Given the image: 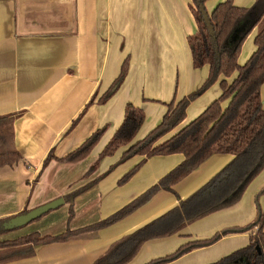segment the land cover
<instances>
[{
  "label": "crops",
  "instance_id": "1",
  "mask_svg": "<svg viewBox=\"0 0 264 264\" xmlns=\"http://www.w3.org/2000/svg\"><path fill=\"white\" fill-rule=\"evenodd\" d=\"M225 1L206 2L207 13L211 16ZM256 2L235 0L234 5L250 9ZM191 6L193 0H0V119L14 117L16 150L23 156L19 164L0 169V221L75 194L72 220L70 203H63L38 222L5 236L14 234L17 239L37 233L56 237L89 228L156 186L185 160L182 154L147 159L144 166L157 161L156 168L143 166L128 183L118 185L133 171L132 165L124 166L133 158L119 165L124 153L154 131L168 111L166 107L153 109L151 100L156 97L141 96L149 83L140 78L164 76L171 71L174 74L192 65L188 37L197 32V23ZM255 30L252 47L242 46L240 65L256 52ZM127 58L130 71L126 80L116 95L101 105L100 99L120 76ZM193 72L202 74L198 89L210 74V66H193ZM217 96H210L206 104L194 109L191 117L157 145L173 138L203 114ZM206 98L207 95L192 106ZM261 98L264 107V86ZM129 103L145 110V124L130 145L122 147L115 156L100 160L101 152L121 127ZM228 104L229 101L224 102L223 109ZM104 126L108 129L88 158L71 164L58 161L71 155ZM51 155L56 159L43 169ZM135 158L140 164L145 156ZM233 158L229 154L213 155L176 184L173 193L159 191L147 205L121 222L73 236L67 242L39 245L34 247L33 256L5 264H94L114 242L174 209ZM260 187L264 188V171L249 186L251 191ZM244 206L245 201L241 200L175 236L148 241L129 264H147L177 247L210 240L223 230L248 226L256 214L252 211L243 216ZM244 233L228 234L218 243L195 249L171 264H215L250 244L252 231Z\"/></svg>",
  "mask_w": 264,
  "mask_h": 264
},
{
  "label": "trees",
  "instance_id": "2",
  "mask_svg": "<svg viewBox=\"0 0 264 264\" xmlns=\"http://www.w3.org/2000/svg\"><path fill=\"white\" fill-rule=\"evenodd\" d=\"M208 1L210 0H193L191 11L197 23V32L188 37L192 66L195 69L210 66L207 83L203 89L189 95L183 101L177 104L173 101L167 105L168 111L163 117V122L144 140L131 146L124 153L119 164L139 155L145 156V159L133 171L126 174L118 185L123 186L128 183L140 171L147 159L182 154L185 160L162 178L156 186L140 195L122 210L89 228L75 232L68 231L56 237L41 238L40 234L35 233L15 240L0 241V264L31 257L34 255V247L39 245L67 242L73 236L103 230L121 222L147 205L159 191L173 193L176 184L190 176L213 155L229 154L234 158L203 187L187 199L181 200L174 209L114 242L94 264H129L148 241L175 236L187 226L241 202L251 183L264 171V107L261 98V90L264 86V0H257L255 6L250 9L237 8L234 5L235 0H226L218 5L210 16V22L215 31L214 37L208 31L200 11L201 7L206 9L205 5ZM254 29L258 30L254 40L256 52L245 65H239L238 59L243 43ZM121 68L120 76L100 99L101 105L107 103L121 89L130 71L129 58L124 61ZM235 74L237 76L228 82L227 79ZM220 77H224L220 84L221 97L173 138L157 145L161 139L172 133L186 120V110L189 105L214 85ZM227 101L229 104L223 109V104ZM13 120L14 117L0 119V169L12 167L23 160V156L16 150ZM145 120L143 108H137L132 103L127 104L124 121L101 152L100 160L113 157L122 147L130 145L137 137ZM107 129L108 126H104L96 131L71 155L58 161L71 164L88 158L104 137ZM54 159H56L55 155L49 156L44 162L43 169ZM74 199L75 194L59 199L63 203H70L69 220H72L74 216ZM55 209L12 228L7 226L9 221L21 218L31 211L25 210L15 218L0 221V238L38 222ZM257 218L255 223L244 228L223 230L216 233L210 240L186 244L177 249L173 255L149 264H171L195 249L208 248L218 243L228 234H240L254 229L257 231L254 235L251 234L249 246L215 264H264V212L260 211Z\"/></svg>",
  "mask_w": 264,
  "mask_h": 264
},
{
  "label": "rangeland",
  "instance_id": "3",
  "mask_svg": "<svg viewBox=\"0 0 264 264\" xmlns=\"http://www.w3.org/2000/svg\"><path fill=\"white\" fill-rule=\"evenodd\" d=\"M255 32H256V30L254 29V31L244 41L243 46H245V48L248 47V46L252 47V45H251V37L254 35ZM240 61H243V59L240 60ZM245 63H246V61L243 62V65H245ZM171 72L168 73V75H164V76L154 75V76H144V77L140 78V80L141 81L144 80L146 84L147 83L151 84V85L147 84L145 86V88L142 89L141 96L143 98L145 96H150V95L152 97H154V98L156 97L155 100H151V101L154 102L152 104L153 109H155V108H164V107L167 108V105H170L173 101H175L176 104L178 102L183 101L184 98H187V97H189V95L194 94L198 90L203 89V87H205V85L207 83L206 81H207V79L209 77V73H208V75L206 76L204 82L202 83V86L197 89L196 85H197V82H198V80H199V78L201 77L202 74H195L193 72V66L192 65H191L190 68H189V66L187 68H184L181 72L179 70L174 72V74H172ZM220 79H221V77L216 81V83L214 85L210 86L206 90V92L204 94H202L200 97L195 99V101H193L189 105L188 109L186 110V117H188V116L191 117L193 115L192 111H194V109H198L199 107H201L204 104H206V102L208 101L207 99L210 96L216 97L218 95L217 96L218 97L217 100L221 97L220 96V93H221V91H220V84H221L220 81L221 80ZM133 86H135L134 83H133ZM206 95H207V98H206L205 102H198V104L196 106H192V104L194 102H196L198 100L200 101V99H202ZM145 100H147V99H145ZM145 117H146V112H145ZM197 118H195L194 120H196ZM145 122H146V120H145ZM145 122H144V124H145ZM140 156L141 155H139L137 157L139 158ZM139 161L140 160H136V158L134 157L133 159H131L127 163H124L125 164L124 166L126 168L127 166L132 165V169H134L136 166L139 165ZM156 162L157 161H153V163H150L147 166H144V165L143 166H144V168H156V165H157ZM129 163H131V164H129ZM260 188H261L260 190H258V189L255 190V188H254L253 191H251L252 189L249 188L245 192V194L243 195V198L241 199V200L245 201V206H244L245 210L243 211L244 212L243 216L244 215L249 216L252 211H254V214H256V219L251 224H253V223H255L257 221V219H258L257 217H258V214H259L260 211L264 212V192H262L264 190V188H262V187H260ZM254 190H255V193H254ZM256 231L257 230L254 229L252 231V235H254L256 233ZM240 234L244 235L245 233H240ZM40 236H41V238H43V236L41 234H40ZM16 237H17L16 235L11 234L9 236H5L4 238L0 239V241L1 240H5V239L15 240ZM247 246H245V248ZM179 248L180 247H177V249H179ZM177 249L174 252H172V253H170L168 255H165L163 257H159L157 259L153 258V260L148 262L147 264H149V263H151L153 261L159 260L161 258H165V257L171 256L177 251ZM241 250H243V249H241ZM238 251H240V250H238ZM219 261H221V260H219Z\"/></svg>",
  "mask_w": 264,
  "mask_h": 264
},
{
  "label": "water",
  "instance_id": "4",
  "mask_svg": "<svg viewBox=\"0 0 264 264\" xmlns=\"http://www.w3.org/2000/svg\"><path fill=\"white\" fill-rule=\"evenodd\" d=\"M200 11H201V14H203V16H204L205 22H206L207 27H208V31H210L211 36L214 37L215 31H213V27H212V24L210 22V15L206 12V9L203 7L200 8ZM62 204H63L62 200H56L53 203L47 204L45 206L38 208L37 210L31 211L27 215L21 216V218L12 219L11 221H9L7 223V226L11 227V228L16 227V226H21L24 223L38 217L42 213H45L47 211L54 210L55 208L60 207V205H62Z\"/></svg>",
  "mask_w": 264,
  "mask_h": 264
}]
</instances>
